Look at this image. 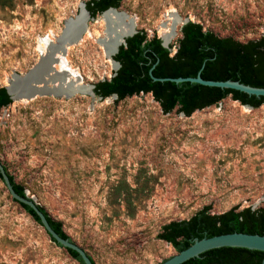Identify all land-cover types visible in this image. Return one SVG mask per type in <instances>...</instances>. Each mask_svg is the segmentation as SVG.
I'll use <instances>...</instances> for the list:
<instances>
[{
    "label": "rangeland",
    "instance_id": "374dc122",
    "mask_svg": "<svg viewBox=\"0 0 264 264\" xmlns=\"http://www.w3.org/2000/svg\"><path fill=\"white\" fill-rule=\"evenodd\" d=\"M89 0H12L0 7V87L39 58ZM180 20L240 43L264 36V0H121L135 31L161 39L159 24ZM65 66L81 85L116 71L97 39L101 15L88 19ZM0 163L25 194L62 225L95 264H160L176 254L157 235L203 207L221 214L264 204V104L230 97L190 116L164 114L150 94H73L15 100L0 109ZM0 264H78L11 201L0 182Z\"/></svg>",
    "mask_w": 264,
    "mask_h": 264
},
{
    "label": "trees",
    "instance_id": "16d2710c",
    "mask_svg": "<svg viewBox=\"0 0 264 264\" xmlns=\"http://www.w3.org/2000/svg\"><path fill=\"white\" fill-rule=\"evenodd\" d=\"M120 2L89 0L85 3V9L94 18L108 8L117 9ZM11 6L12 0H0V7ZM180 35L173 54L170 51L171 45L164 48L160 39L147 38L143 31H136L126 38L124 45L113 56L119 68L109 79L93 84L95 96L102 99L115 96L117 100H123L139 94H150L164 114L177 111L184 116L215 106L227 97L253 109L264 104V97L255 98L233 90L188 82L176 84L153 81L149 71L156 78L195 77L199 73L204 80H231L252 87H264V36L240 43L204 31L200 24L190 21L181 26ZM11 103L5 88L0 87V109ZM5 171L8 174L6 168ZM8 178L13 190L19 196L26 197L24 188L10 174ZM0 182L4 186L1 176ZM11 201L41 227L29 207ZM40 209L51 228L60 236L70 239L64 233L61 223L53 220L43 207ZM229 233L264 235V204L256 209L248 207L239 210L233 207L221 214H211L209 207H203L187 220L171 221L163 225L157 237L178 253L190 246L194 238ZM54 245L61 248L58 244ZM62 250L78 264H83L75 252ZM263 258V253L259 251L224 247L206 251L183 264H264Z\"/></svg>",
    "mask_w": 264,
    "mask_h": 264
},
{
    "label": "water",
    "instance_id": "95a60500",
    "mask_svg": "<svg viewBox=\"0 0 264 264\" xmlns=\"http://www.w3.org/2000/svg\"><path fill=\"white\" fill-rule=\"evenodd\" d=\"M83 12H81L75 18H69L74 25H78L77 27L85 28L88 19H93L90 17L89 13L85 9V4L82 5ZM108 11H117L115 8H108L107 10L103 11L101 14L108 12ZM100 14V15H101ZM188 20L183 21L182 26L186 24ZM65 23V22H64ZM135 29H131L128 32L122 35V42L118 44L114 52L112 54H108L109 59L115 65L116 70L119 68V64L113 60V56L117 53L118 48L121 45H124L125 39L135 34ZM63 39L68 36V30L63 28L61 30V35ZM161 45L164 48H168V43L164 41V39H160ZM172 49H170L171 51ZM106 55V54H105ZM36 66L37 64L33 65L26 73L23 74H13V79L9 82V86H5V90L12 101H15L20 98L30 99L34 97L35 93L39 95H47L52 94L53 96H57L54 92H47L43 89L34 90V93L31 92V89H37L36 85L41 84L39 81H36ZM149 75L153 81L157 82H173V83H194L205 87H214L219 89H228L243 93L247 96H253L255 98L264 97V87H252L249 85H244L239 83L238 81H209L204 80L200 77L199 73L195 77H178V78H156L153 77L151 72L149 71ZM94 85H83L73 91L71 94L77 93L82 95H89L94 97L95 94L93 92ZM100 98V97H98ZM102 99V98H100ZM0 176L2 178L3 184L11 198V200L25 205L29 207L36 217L39 220V223L42 229L45 231L47 236L54 244L60 245L62 249H69L75 252L81 259L83 264H95L91 257L78 245H76L73 241L68 238H64L60 236L57 232H55L49 222L47 221L44 213L41 211V207L33 200L31 197H21L19 196L12 188V185L9 181L8 174L5 171L4 166L0 163ZM242 248L247 250H254L263 253L264 257V235H257V234H244V233H229L223 235L212 236L209 238H194L191 245L185 248L184 250L174 254L170 258L166 259L160 264H183L190 259L198 258L202 253L218 249V248ZM264 263V258H263Z\"/></svg>",
    "mask_w": 264,
    "mask_h": 264
},
{
    "label": "bare ground",
    "instance_id": "6f19581e",
    "mask_svg": "<svg viewBox=\"0 0 264 264\" xmlns=\"http://www.w3.org/2000/svg\"><path fill=\"white\" fill-rule=\"evenodd\" d=\"M82 5L83 4L80 6V10L84 13ZM101 17L105 28L103 32L104 36L96 41L103 48L106 57L109 59L107 55L112 54L115 47L122 42L121 37L124 33L129 30L131 31L132 28L134 29V23L125 13L118 11L105 12L101 14ZM179 23L180 20L176 17L173 10L170 9L163 15V20L158 27L160 32L159 35H161V38L168 44L175 38L176 28ZM77 26L68 19L65 21L63 27L68 30V36L64 39L60 36V33L53 40L45 37L37 42L39 58L35 63L37 64L35 77L36 81L38 80L41 84H37V89H31V92L34 93V90L43 89L47 92H54L57 96H53L52 94L39 95L35 93V96L30 99H34L38 96L69 98L73 95L71 94L73 91L83 87L74 71L68 69L64 62L67 49L79 43L87 30L86 27L80 29V27ZM11 79H13V75ZM11 79L8 81L7 86H9ZM30 99L20 98L17 100L28 101Z\"/></svg>",
    "mask_w": 264,
    "mask_h": 264
}]
</instances>
